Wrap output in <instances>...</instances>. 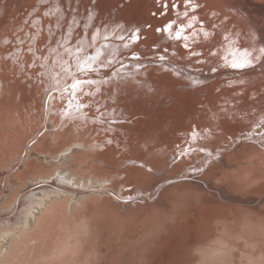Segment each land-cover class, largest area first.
Masks as SVG:
<instances>
[{"label":"bare ground","instance_id":"obj_1","mask_svg":"<svg viewBox=\"0 0 264 264\" xmlns=\"http://www.w3.org/2000/svg\"><path fill=\"white\" fill-rule=\"evenodd\" d=\"M226 2L196 0L197 12L185 0H0L1 137L8 147L31 131L49 164L31 160L39 188L0 210V264H264V170L242 159L264 153L263 137L246 136L252 119L218 110L242 86L195 78L235 46L249 51L247 39L235 33L220 49L230 22L187 50L157 31L185 24L184 7L223 20ZM74 77L96 83L49 96Z\"/></svg>","mask_w":264,"mask_h":264},{"label":"rangeland","instance_id":"obj_2","mask_svg":"<svg viewBox=\"0 0 264 264\" xmlns=\"http://www.w3.org/2000/svg\"><path fill=\"white\" fill-rule=\"evenodd\" d=\"M197 1H200V0H197ZM202 1V0H201ZM193 2L195 3V4H197L196 3V0L194 1L193 0ZM202 4V3H201ZM176 6L177 7H174L175 9H177L178 8V4H176ZM185 6H187L186 5V3H185ZM201 6V8H202V5H200ZM222 7L223 6H225V7H223V9H225V10H227L226 12H224L225 14H227V15H225L224 17L225 18H223V20H224V22L226 23V24H224V28L222 29V25H223V20H221V19H214L215 21H210L209 22V20L208 19H206V21H199V17H201V16H199L198 14L197 15H195V16H193V17H196V16H198V17H196V20H198V22L197 23H195V21L192 19V17H186L187 19V21H185V24H182V25H184V26H186L189 22H191L192 23V28H190V31H185V33H184V35L187 37V39L186 40H192V39H195V40H193V44H192V46L195 44V43H200V42H207L209 39H211L212 37L211 36H213L214 34H215V30H222V31H220V33H222L223 32V30L227 27V25L230 23V22H232L231 23V25L229 24L228 26H230L231 27V29L229 28V27H227L224 31H225V33H223L222 35H223V39L226 41L227 39L226 38H230L231 37V35H233V34H237V36L240 38V39H242L243 37H244V39L248 42V44H249V52L251 51V53H252V57H256L257 55L258 56H260V60H259V63L257 64V63H255V68H249V74L251 75H249L248 74V68L245 70V69H243V70H241V69H234V68H231L230 66H228L229 64H230V62H231V59H234V57H233V54H234V56H235V58L236 57H238V55H240L238 58H236V59H240L241 57H242V51H244L245 49H242V48H240V46L239 47H237V46H235L234 47V51L235 52H233V54H232V58H230L229 59V61H228V64L227 63H224L225 65H223V66H221L220 68H217L218 70L217 71H215V69L216 68H213L211 71L210 70H207V74H206V72H203V73H201V74H197L196 75V79L197 78H201L200 80H202V81H204V78H206L205 79V81L206 80H210V78H216V79H223V80H225L227 83H226V85L227 84H229V86H230V89H232V87H233V89H235L236 87H241L240 89H238L237 91H235V92H232V93H230V95L231 96H233L234 95V93H235V95H236V93H238L236 96L238 97L239 96V92H240V90H241V92L242 91H244L243 89L244 88H249V89H247V90H249V93L248 92H246V91H244V92H242V94H241V92H240V96L241 97H246L247 95H249L250 94V98H249V100L248 101H250V100H252V103H251V101H250V103H249V105H248V103L247 102H245L244 100H240V101H238V99L237 98H235L234 96V98L233 97H231L230 95H229V97H224V99H222V101H220L219 103H218V105H217V107L219 108L218 110L219 111H221V112H231L228 116L230 117V116H234V114H235V116H238L240 119H247V120H250V119H252V121H250V123H252V122H255V123H257L256 124V126L255 125H253V126H255V127H251V129H250V131L248 132L249 134H247L246 136L247 137H255V138H251L252 140H254V139H256V140H260V141H264V136H262V135H259V134H263L264 135V83L262 84V85H260L262 82H264V55H260V53H259V49L261 48V47H264V0H227V2L225 3V4H223V5H221ZM52 8V7H51ZM198 9V8H197ZM196 8L194 9V10H197ZM230 9V10H229ZM231 9H232V11H231ZM48 10V12H49V8L47 9ZM206 10V11H205ZM204 10V14H208V15H210V16H212V17H214L215 16V14H220V13H218V12H215L214 13V11H210V13H209V10H207V9H205ZM184 11H185V7H184ZM197 12H198V10H197ZM231 12H233L234 13V15L236 16H234V15H232L231 14ZM162 13H164V12H162ZM229 13V14H228ZM200 14V13H199ZM214 16H213V15ZM189 15V14H188ZM229 15V16H228ZM238 15V16H237ZM159 16H162V14H160ZM182 16H183V11H182ZM185 17V16H184ZM229 17V18H228ZM250 17V18H249ZM191 18V19H190ZM235 18V19H234ZM72 19H74L73 18V16L71 17V19H70V21H72ZM230 19V20H229ZM220 20L222 21V22H220ZM229 21V22H228ZM212 22H214L213 24H212ZM228 22V23H227ZM233 22H235V23H233ZM257 22V23H256ZM209 23H210V25H209ZM222 23V24H221ZM194 24V25H193ZM195 24H197V25H199V26H197V25H195ZM206 24V25H205ZM236 24V25H235ZM252 24H254L255 25V27H254V25H252ZM202 25V26H201ZM203 25H205V26H203ZM233 25V26H232ZM38 26H39V23H38ZM208 26H210L209 28H210V31H207V27ZM250 26V27H249ZM234 27V28H233ZM236 27V28H235ZM70 26L68 27V29H67V31H68V34H69V30H70ZM201 28V29H200ZM219 28V29H218ZM211 29H213V30H211ZM253 29H256V31L255 30H253ZM186 30H188V29H186ZM228 30V31H227ZM234 30V32H232ZM241 30V31H240ZM243 30V31H242ZM250 30H252V31H250ZM210 32L209 34V38L205 41V38H200V36L201 35H203L202 33L203 32ZM214 31V32H213ZM236 31V32H235ZM239 31V32H238ZM245 31V32H244ZM227 32H229L230 34H227ZM242 32V33H241ZM193 33H195V35H193ZM213 33V34H212ZM240 33V34H239ZM249 34V36H248V34ZM255 33V34H254ZM226 34H227V36H226ZM243 34V35H242ZM253 36H252V35ZM242 35V37H240ZM244 35H246V36H244ZM199 36V37H198ZM248 36V37H247ZM232 38V37H231ZM233 39H234V36H233V38L231 39V41H233ZM249 39V40H248ZM186 40H183L182 42H183V44L184 43H186V42H184V41H186ZM250 40H251V42H250ZM254 40V41H253ZM231 41H226L225 42V44H223L222 46H221V48L220 49H223L225 46H227L229 49H231L232 48V46L234 45ZM251 43V45H250V43ZM255 42H257V43H255ZM259 42V43H258ZM231 43V44H230ZM253 43V44H252ZM240 44H241V42H240ZM224 46V47H223ZM190 47V46H189ZM188 47V48H189ZM223 47V48H222ZM237 47V48H236ZM188 48H185V49H187L188 50ZM252 48H254V49H252ZM257 48V49H256ZM237 49H239V50H237ZM242 51H241V50ZM251 49V50H250ZM240 53H239V52ZM255 52H257V53H255ZM239 53V54H238ZM236 54V55H235ZM255 54V55H254ZM161 56H159L158 57V59L160 60L161 58H160ZM165 59V58H164ZM162 60V59H161ZM160 60V61H161ZM206 61H208V60H206ZM233 61V60H232ZM262 63V64H261ZM257 65V66H256ZM252 69H254V70H252ZM245 70V71H244ZM250 70H252L253 72H251L250 73ZM212 71H215V72H212ZM227 73H226V72ZM247 71V72H246ZM230 72V73H229ZM233 72V73H232ZM243 72H246V73H243ZM261 72V73H260ZM221 73H223V74H221ZM224 73H226V74H224ZM206 75V76H205ZM210 75H212V76H210ZM214 75H216V76H214ZM226 75V76H225ZM244 75H246L245 77V81H244ZM253 75H255V76H253ZM256 75H258V78L256 77ZM201 76V77H200ZM222 76H224V78L222 77ZM253 76V77H252ZM203 77V78H202ZM234 77V78H233ZM250 77V78H249ZM255 77V78H254ZM77 78V77H76ZM195 79V80H196ZM199 79L198 80H196V82L198 83L199 82ZM213 79H211V80H213ZM242 79V80H241ZM74 78H72L70 81H68L67 82V84L66 85H64L62 88H58V89H55V90H53L51 93H50V97H53V95L55 94V93H61V92H64V91H67V90H69V89H71V85L74 83ZM210 80V81H211ZM237 80V81H236ZM249 80H250V82H249ZM252 80V81H251ZM255 80V81H254ZM257 80V81H256ZM246 81L248 82V83H250V84H247L246 83ZM195 82V83H196ZM201 82V81H200ZM199 82V83H200ZM234 82H236V83H234ZM241 82H242V84H241ZM255 83V85L256 86H252L253 85V83ZM257 82V83H256ZM260 82V83H259ZM204 83V82H203ZM69 84V85H68ZM233 84H235L234 86H232ZM246 84V85H245ZM228 86V85H227ZM235 87V88H234ZM253 87V88H252ZM258 88V89H257ZM251 89V90H250ZM212 92H215V90L214 91H212ZM244 93V94H243ZM246 93H247V95H246ZM239 96V97H240ZM230 99V100H229ZM235 99H237L236 101L237 102H234L235 101ZM254 100V101H253ZM242 101H243V103H242ZM240 102V103H239ZM256 104H255V103ZM237 103V104H236ZM242 103V104H241ZM236 104V105H235ZM252 104H254V105H252ZM49 105H51L50 103H49ZM238 105V106H237ZM260 105H262V106H260ZM258 106V107H257ZM260 106V107H259ZM236 107H240V109H239V111H238V108H237V110L236 109H234V108H236ZM247 107H249L248 109H247ZM256 107V108H255ZM255 108V109H254ZM236 110V111H235ZM247 110V111H246ZM244 113H247V115H249L248 117H247V115L246 114H243L242 112ZM43 112H45V114H44V119H45V117H46V114H47V107H45L44 109H43ZM237 114H236V113ZM48 113H50V112H48ZM234 113V114H233ZM250 113V114H249ZM242 114V115H241ZM250 116H252L253 118H251ZM256 118H255V117ZM247 117V118H246ZM257 117H259V118H257ZM47 118H48V116H47ZM250 118V119H249ZM220 120H222L221 118H219ZM260 121V122H259ZM261 121H262V123H261ZM48 123H50V121H49V119H47V121L45 122V123H40L39 125H38V127H37V131H39L41 128H42V126L44 127L43 129H44V131H45V129H46V125L48 124ZM201 125H209V122L208 121H205V120H201ZM263 126V127H262ZM262 127V128H261ZM202 129H201V132H202V134H205L206 136H207V138L206 139H208L209 138V136H208V134H211L210 133V129L209 128H206V127H204V126H202L201 127ZM259 128V129H258ZM217 131H218V129H216ZM262 131V133H261V131ZM260 131V132H259ZM21 132V131H20ZM2 133V134H1ZM1 133H0V137L1 136H3V138H4V132L3 131H1ZM198 133V131H194V133L192 134V133H188L190 136H194L195 134H197ZM259 133V134H258ZM250 135V136H249ZM15 137V140H16V137L17 136H14ZM19 137V136H18ZM17 137V142L16 141H14V139H13V141H14V144H15V146H14V144L13 145H9L8 147H7V145H6V147L4 146L5 145V141L3 140V138L1 137V140H0V166L2 167V170H1V173H0V210L2 211V210H4V209H6L7 207H6V205H8L9 203L11 204H13V203H16L18 200V198H23L24 200L26 199V200H28V197L31 195V193L35 190V188H39V185H35L34 183H36V181L35 182H33L31 179V177L32 176H35V177H37V172L36 171H32V169L35 167H33V165L35 164V163H32V162H30L31 160H35L36 161V163H39V164H46V165H48L49 166V164L47 163V161L45 160V159H43V154H39V153H37V151H35V150H33V146H35L37 143L36 142H39L38 140H40L41 138H39V136H35L34 134H32L31 133V131H30V133L29 134H27V135H25L24 133H22V135H21V137H19L18 138ZM262 137H263V139H262ZM37 140H35V139ZM262 140H261V139ZM32 139V140H31ZM248 139H250V138H248ZM2 141H4V143L2 142ZM36 141V142H35ZM2 142V143H1ZM40 143V142H39ZM17 144V145H16ZM2 145V146H1ZM5 148H4V147ZM12 147V149H14V150H12L11 149V147ZM1 147H3L4 149L2 150V148ZM244 148H248V146H240L239 147V150H240V152H241V150H243ZM8 149H10V150H12L13 152H10V150H8ZM4 150H6L5 152H4ZM17 151H18V153H17ZM16 152V153H15ZM243 152V151H242ZM262 152V153H261ZM261 152H259V154L258 155H260L261 154V156H257V158H256V160H252V159H255V158H250V157H246V155H244V157H242V159H243V161L244 162H248L247 164L248 165H250L251 164V166L253 165L254 167H256V168H258V169H260V170H264V164H262V162L264 163V157H262V156H264V153H263V151H261ZM34 154V155H33ZM263 154V155H262ZM11 158H10V157ZM36 158H35V157ZM41 156V157H40ZM260 157V158H259ZM12 158H14V160H12ZM41 158V159H40ZM40 160V161H39ZM10 161H11V163H10ZM42 161H44V162H42ZM57 161V160H56ZM254 161V162H253ZM262 164V165H261ZM32 171V172H31ZM35 172H36V175H35ZM34 174V175H33ZM12 204L10 205V206H12ZM2 205H4V206H2ZM9 205H8V208L10 207ZM5 207V208H4ZM8 210V209H7ZM6 210V211H7ZM55 230V229H54ZM52 237H54V238H56L57 237V234H56V232L55 231H53V234H52ZM51 237V238H52ZM32 252H34L33 251V249H32ZM38 256V255H37ZM32 258V257H31ZM35 259H36V257H35ZM32 263V262H31ZM33 264V263H32Z\"/></svg>","mask_w":264,"mask_h":264},{"label":"snow or ice","instance_id":"obj_3","mask_svg":"<svg viewBox=\"0 0 264 264\" xmlns=\"http://www.w3.org/2000/svg\"><path fill=\"white\" fill-rule=\"evenodd\" d=\"M185 3L186 4H190L192 5V9L194 10L195 8H198L200 5L198 4H195L193 2V0H185ZM164 7H167V4L164 5ZM173 7H176V5L174 4ZM183 16L187 17L188 16V11H184L183 12ZM193 20L196 19V17H192ZM175 24V21H171L169 23H167L163 29H157V31H164L166 33H168L169 37L172 38V39H175L176 41H182V40H186L187 37L184 35L186 29H190L192 28V23L189 22L186 26L184 25H180L178 26V29L174 31L173 33V25ZM138 32V30H137ZM193 35H195V33H193ZM209 33L208 32H203V36L205 39H208L209 38ZM132 39L135 41V40H139L140 37L138 35H133ZM128 45H125V47H127ZM183 47L184 48H188L189 45L187 43H184L183 44ZM164 51H167V49H164ZM259 53L260 55H264V47H261L259 49ZM133 55V59H140L139 56H137L135 53L132 54ZM192 55H199V53L193 51L192 52ZM161 59H164V57H160ZM225 59H227V57H225ZM259 60H260V56H256V57H252V53L249 52L247 49L244 50V52L242 53V57L240 59H236L234 57L233 61L228 65L230 66L231 68H234V69H247V68H253L255 67V63H259ZM86 68L88 70H91L93 72L97 71L96 69H93L91 67V64H87L86 65ZM80 71H85V66L84 65H81L80 66ZM75 82L71 85V88L72 89H78L80 88L81 84L82 83H88V84H92V83H96V81H93V80H87V81H82L81 79H78V78H75ZM106 83V81H105ZM195 83V82H194ZM81 91H83L81 89ZM85 95H87V93H84ZM64 183H71V179H69L68 181H64Z\"/></svg>","mask_w":264,"mask_h":264}]
</instances>
